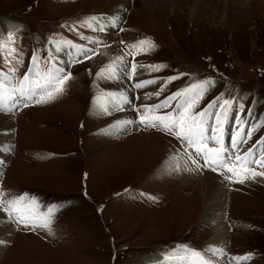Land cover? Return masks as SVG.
Segmentation results:
<instances>
[{
    "label": "rangeland",
    "instance_id": "rangeland-1",
    "mask_svg": "<svg viewBox=\"0 0 264 264\" xmlns=\"http://www.w3.org/2000/svg\"><path fill=\"white\" fill-rule=\"evenodd\" d=\"M143 1L0 0V40L5 43L0 69L17 68V79L33 50L41 57V75L49 54L71 62L81 47L97 52L67 68L72 79L54 100L0 111V201L26 194L21 214L35 213L39 223L54 206L48 228L9 223L0 212V264H188L185 248L203 250L210 259L213 226L198 221L206 190L202 184L209 179L228 196V252L222 264H264V178L239 183L243 175L228 180L225 169L197 167L180 158L187 144L161 127L135 124L109 135L108 127L136 120L137 112L109 106L106 113L96 103L106 91H124L136 107L152 105L211 78L215 83L200 107L218 95L235 101L227 143L243 105L242 123L249 121L255 129L244 150L251 147L264 137V0ZM105 14L104 23L118 22L115 28L100 32L85 26L92 15ZM145 38L156 47L135 56L134 83L180 77L159 98L145 96L158 91L159 83L135 89L127 77L121 87L119 80L95 76L117 57L131 70L133 56L126 53L136 51L131 45ZM93 39L103 43H89ZM57 44L62 51L53 50ZM7 48L22 53L23 65L4 63ZM139 65L165 67L149 72ZM3 143L9 144L7 150ZM244 255L250 259H231Z\"/></svg>",
    "mask_w": 264,
    "mask_h": 264
},
{
    "label": "snow or ice",
    "instance_id": "snow-or-ice-1",
    "mask_svg": "<svg viewBox=\"0 0 264 264\" xmlns=\"http://www.w3.org/2000/svg\"><path fill=\"white\" fill-rule=\"evenodd\" d=\"M105 20L106 14L92 15L90 20L85 21L84 24L93 30L105 32L109 26L115 28V23H118L114 22L109 25L104 23ZM71 30L75 31L76 26H73ZM120 30L123 31L122 28ZM7 41L13 42L11 35L8 36ZM89 43L99 45L103 42L93 39ZM122 43L124 42L122 41ZM131 47L136 49L134 52L126 53V55L133 56L131 70H129L128 63L123 57H117L115 61L97 71L95 76L99 79L119 80L121 83L127 77L131 81L136 75L138 67L134 59L135 56L150 52L156 45L152 40L145 38L133 43ZM6 50L8 57L4 59L5 64L11 65L14 62L16 65H23L24 61L19 58L22 53L15 48H7ZM53 50L62 51L58 44L54 45ZM3 51H5V43L0 40V52ZM96 54L97 52L93 48L81 47L77 53L78 58H73L71 62L54 58L49 54L43 57L47 67L41 75V57H38L33 50L28 61V68L19 79L16 78L17 68L8 67L6 71L0 69V111L11 112L22 104L27 106L29 102L44 104L54 100L64 91L66 83L72 79V73L67 71V68L76 63H81L83 60L91 59ZM139 67L146 68L149 72H158L165 65H139ZM34 76L36 78H33ZM179 78V76H171L161 81L157 77L135 82L130 87L142 89L159 83L158 91L145 93L149 99L153 96L159 98L168 86ZM5 81L12 82L13 86L7 87ZM214 83L215 81L211 78L202 79L172 92L152 105L136 107L129 94L124 91H106L96 98V103L106 113L109 111V106L119 111H128L130 107L137 112L136 120H121L108 127L106 133L109 135L118 134L120 131L127 130L128 126L135 124L151 128L161 127L168 134L174 135L182 146L187 144V147L183 148V156L180 158L191 160L197 167L208 168L213 172L221 168L225 169L227 173L231 174L225 176V179L228 180H231L233 175L238 177L243 175V178L238 181L239 183H244L246 179L264 178V147H261L264 145V137L244 150L245 146L252 140L255 131L249 121L242 123L244 106L241 105L240 110L236 113L234 130L231 132L227 143L225 142V135L228 131V122L232 116V106L235 101L218 95L200 107L205 99L208 86L214 85ZM160 109H170V111L159 112ZM200 159L204 162L202 166L199 164ZM249 165H255V167H249ZM248 173L251 175L248 176ZM3 195L4 193L0 192V196ZM25 199L26 194H21L14 199L0 201V212L7 214L9 223H18L23 227L32 229L36 227L48 228L52 223L50 217L54 212V206L48 208L47 216L49 218L39 223L37 221L40 218L35 213L21 214L23 209L20 205ZM32 203H36L34 198ZM0 243L4 242L0 241ZM184 250L190 253L191 259L188 264H217L219 257L226 255L224 250L218 247L207 249L211 259L206 256L203 250L190 248ZM231 259L239 262L250 259V255L234 256Z\"/></svg>",
    "mask_w": 264,
    "mask_h": 264
},
{
    "label": "bare ground",
    "instance_id": "bare-ground-1",
    "mask_svg": "<svg viewBox=\"0 0 264 264\" xmlns=\"http://www.w3.org/2000/svg\"><path fill=\"white\" fill-rule=\"evenodd\" d=\"M145 1H143V2H145ZM170 2H171V0H170ZM191 2L192 1H190V3ZM195 2L193 1V4ZM152 3H153V0H152ZM193 4L191 3L192 6H193ZM166 5H167V3H166ZM167 9H168V7H167ZM120 11H121V9H120ZM120 13H122V12H120ZM127 83H128V86L133 84L134 83V77L131 81H128ZM120 86L125 87V84L122 83ZM102 141H105V140H101V142ZM98 143H100V142H98ZM8 147H9L8 143L2 144V149L7 150ZM0 163H1V161H0ZM2 167H4V165ZM22 170H23V168H22ZM1 171L2 170H0V172ZM1 176H2V173H0V177ZM211 181L209 179V181H205L202 184L206 188V190L203 194V196H204L203 197V205H202V208L200 209L201 210L199 213V216H200L199 219L200 220H198V221H200V222L204 221V222H207L206 224H210L211 226H213L212 227V229H213L212 233L213 234H212L211 239L209 240V246L221 248L226 253V252H228V239H227V236H228L227 223L228 222H227V220L225 221V219H226V217H225L226 216L225 215L226 214V207L225 206L227 204L228 196H227V192H226L225 188L220 187L219 184H213ZM209 256L211 259L210 254H209ZM226 256L227 255L219 257L217 264H222L223 259ZM233 262H235V261H233Z\"/></svg>",
    "mask_w": 264,
    "mask_h": 264
}]
</instances>
